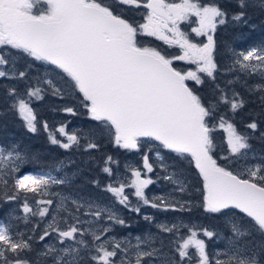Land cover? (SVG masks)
<instances>
[{
  "label": "snow or ice",
  "instance_id": "1",
  "mask_svg": "<svg viewBox=\"0 0 264 264\" xmlns=\"http://www.w3.org/2000/svg\"><path fill=\"white\" fill-rule=\"evenodd\" d=\"M254 2L235 0L238 10L230 14L219 0H0V79L24 83V93L11 86L7 96L27 130L38 131L37 116L29 106L33 100H42L49 91L61 99L71 94L93 126L69 133L62 125L55 130L62 140L45 121L43 129L49 132L51 144L88 153L98 149L107 134L118 148L146 149L143 178L138 167L129 165L127 182L110 179L101 187L99 179L91 181L114 198L103 201L52 190L54 185L71 187L77 175L55 174L67 167L63 160L46 172L21 173L25 154L17 145H0V201L22 200L23 217L11 213L9 217L32 224L29 235L18 229L13 233L11 224L0 221V264H191L193 259L195 264H264V159L248 163L256 161L252 137L239 131L233 121L245 106L235 91L240 74H255L264 81V43L238 51L229 48L232 59L225 74L234 78L223 87L216 83L220 68L215 34L230 22L246 23V9ZM148 38L179 53L168 56L144 43ZM176 61L184 62V67H177ZM37 68H44V73L33 77ZM206 78L215 85L214 98L208 103L188 83L200 86ZM244 86L260 93L264 102V82L248 86L245 81ZM221 106L226 110L221 111ZM61 111L77 114L73 107ZM245 127L252 133L259 129L255 120ZM217 129L226 133V155H217L213 137ZM260 135L264 139V132ZM168 154H176L175 161L187 160L198 170L202 179L199 206L207 214L223 217L229 231L201 229L183 219L157 223L144 214L158 234L119 239L111 235L116 226L130 227L117 204L137 215L145 206L164 212L192 211V201L182 198L188 192L187 180ZM241 160L243 170L234 171ZM112 164L118 161L108 156L100 169L110 178ZM157 167L161 173L157 180L174 187L167 194L149 197L145 190L156 180L148 174ZM126 188L134 190L136 204ZM33 218L38 220L33 223ZM182 228L187 236L180 235ZM201 232L224 246L206 251ZM163 233L175 239L165 244ZM46 238L53 242H45ZM157 240L159 247L154 246ZM39 242H45L41 248L35 246Z\"/></svg>",
  "mask_w": 264,
  "mask_h": 264
},
{
  "label": "trees",
  "instance_id": "2",
  "mask_svg": "<svg viewBox=\"0 0 264 264\" xmlns=\"http://www.w3.org/2000/svg\"><path fill=\"white\" fill-rule=\"evenodd\" d=\"M219 3L223 8L229 11L230 14L238 10L235 0H219ZM246 13V23L230 22L226 26H220L215 34V39L217 41L216 60L220 68V72L217 73L216 83H219L222 87L226 80L234 78L233 74H225V70L232 59L228 49L233 48L238 51L256 44L264 43V0H255L254 5L246 9ZM185 30H187V28ZM196 41L199 40L196 39ZM162 51L164 52V50ZM176 54L177 53L172 51L171 54L167 55L172 56ZM174 63L177 67H184V62L182 61H176ZM23 67V63L18 65V68L21 70ZM36 73L43 74L44 68H37L35 72L32 73V76L34 77ZM245 81L248 86L264 81H261L255 74L249 76L240 74V83L235 85V91L241 94L245 101V106L238 111L233 121L239 131L252 137L250 141L252 153L255 154L256 161H259L264 159V139H261L260 135L264 132V102L260 99V93L248 91V87L244 86ZM188 83L204 98L205 103H208L214 98L213 89L215 85L207 78L205 79V83L200 86L196 85L195 82L190 81ZM11 86H17L21 93L25 92V85L23 82L0 79V145L5 147L17 145L18 150L25 154L26 160L25 163L21 165V173L25 171L39 172L41 170L46 172L51 167H54L58 161L63 160L67 164V167L63 172L55 174L63 175L64 172H67L71 175L73 172H76L77 175L74 177L71 187L54 185L52 188L53 191L71 193L73 196L95 197L103 201L114 200L111 193L101 191L96 188L91 181L93 179H99L101 187H103L110 179H117L116 173L120 171V175H122L120 179L127 182L125 176H128L129 173L123 171L125 164L134 160L138 165L141 161L140 157H142L143 151L146 149L133 152L132 150L129 151L118 148L111 142L107 134L104 136L103 140L99 141L100 147L88 153H85L83 149L78 152L76 149L64 150L58 145H53L49 141V132H45L43 129V123L45 121L49 124L51 133L62 140L64 137L60 136V134L55 131L62 125H66V131L69 133L77 129L87 131L93 126L94 122L89 120L87 112L80 105L79 100L71 94H67L61 99L59 96H53L50 91L42 100H33L29 106L34 109V114L37 116L38 131L36 133H31L27 130L25 122L19 116L18 112L11 109L12 98L7 96V88ZM24 98L27 99V96L25 95ZM65 107H73L77 114L73 116L61 111V109ZM225 110L226 106H221V111ZM229 115L231 116V113H229ZM253 120H255L259 126L258 131L255 133H252L250 129L245 127L246 124ZM213 137L217 146V155H226V133L222 129H217L213 133ZM82 143H84V141H82ZM175 155L176 154H168V160L177 164V169L183 172L187 180L189 185L188 192L185 193L182 198L192 201V211L180 213L170 210L167 213H157L154 215L156 221L162 220L163 222H172L180 218L191 225L199 226L201 229L204 227L209 228V226L222 229V226L225 225L224 218L214 214H207L203 211V208L199 206L202 202L200 191L202 190V179L199 177L194 165L190 164L187 160L182 162L175 161ZM108 156L118 161V164L110 165L114 173L111 178L100 170L104 166V160ZM69 161H72V163H69ZM233 170L236 171V165ZM153 173L161 174L158 167ZM156 183L158 185L167 184L171 186L163 179H158ZM125 191L131 193L132 189L127 188ZM130 193L129 198L133 201L134 199ZM2 194L3 193H0V195ZM22 203V200L20 203L14 201L4 203L0 201V221L4 222L6 225L11 224L13 233L18 229L30 235L32 234L30 231L32 227L31 223L25 225L22 220L17 221L9 217V213H11L12 217H23L24 214L20 208V204ZM52 207H55V201ZM116 208L119 209L120 214L126 219L130 227L123 228L116 226L111 235H115L119 239L128 237L129 234H133V237L136 235H143L146 232L158 234L159 230L155 227V224H150L145 221L142 213L137 215L135 212H129L126 208L118 204ZM13 209H15V212H12ZM37 220L38 218H33L32 222L35 223ZM42 230L43 224L41 223L40 231L42 232ZM39 234L40 232L36 233L37 236ZM161 235L164 237L165 244H167L169 239H175L174 235L167 233ZM180 235L187 236L186 228L180 230ZM45 242L52 243L53 241L46 238ZM45 242H39L35 246L41 248ZM154 246H160L159 240H157ZM165 251H168V249L166 248Z\"/></svg>",
  "mask_w": 264,
  "mask_h": 264
},
{
  "label": "rangeland",
  "instance_id": "3",
  "mask_svg": "<svg viewBox=\"0 0 264 264\" xmlns=\"http://www.w3.org/2000/svg\"><path fill=\"white\" fill-rule=\"evenodd\" d=\"M196 39H198V40H200V39H202V38H196ZM203 39H205V38H203ZM143 139H142V141H141V143L143 144ZM133 152H138V151H136V150H132ZM140 163L137 165V163H136V161H134V160H131V161H129L128 163H126L125 164V166H124V168H123V171L126 173V172H128L129 173V175L127 176H125L126 178H127V181L128 180H130L131 179V171L130 170H126V167L127 166H132V167H138L141 171H142V178H143V165H142V157H140ZM253 162H257V161H253V160H251V159H249L248 160V163H253ZM244 166H245V162L243 161V160H241L238 164H236V171H241V170H243V168H244ZM117 177L116 178H121V176L122 175H120L121 174V172L120 171H118L117 173ZM151 175V176H150ZM148 176H150L153 180H156V182L158 181L157 179H155V178H157V174H155V173H149L148 174ZM165 181V180H164ZM165 182H167V181H165ZM169 183V182H168ZM171 186H168L167 184H164V185H158L157 183H154V184H152V185H149V187L145 190V192H146V194L149 196V197H151L153 194H157V195H159V194H167L168 192H170L171 191V189L174 187V185H172L171 183H169ZM127 189V188H126ZM125 189V190H126ZM134 190L132 189V191H131V193L133 192ZM130 193V192H129ZM130 193V194H131ZM133 197V201H132V203L133 204H136L137 203V201H136V198L134 197V196H132ZM119 205V204H118ZM119 206H121V207H123L122 205H119ZM168 212V211H167ZM167 212H164V211H158L157 209H153V208H151V207H149V206H145V207H143L142 208V214L144 215V214H147V215H151V216H153L154 217V219H155V221H156V217L154 216L155 214H157V213H167ZM122 213V212H121ZM176 220H180V218H177ZM157 223H160V222H163L162 220H157L156 221ZM149 223V222H148ZM185 223H188V222H185ZM189 224V223H188ZM193 226H195V225H193ZM223 228L221 229V228H213V227H210L209 226V228H210V230H217V229H219V230H223L225 233H227L228 231H229V228H228V226L225 224V225H223L222 226ZM146 233H148V232H146ZM183 234V233H182ZM186 234L188 235V231H187V229H186ZM132 236H133V234H132ZM199 238H203V239H205V241L207 242V243H209V244H212V247H210V249H211V251L210 252H212V251H214V249L216 248V247H220V245H222V246H224L223 245V242H220L219 244H217L216 242H215V240L213 239V240H208V238H206V237H203L202 236V232L199 234ZM134 242V241H133ZM189 252L190 253H192V254H194L195 253V249H189ZM191 264H195V259H193L192 260V262H191Z\"/></svg>",
  "mask_w": 264,
  "mask_h": 264
},
{
  "label": "flooded vegetation",
  "instance_id": "4",
  "mask_svg": "<svg viewBox=\"0 0 264 264\" xmlns=\"http://www.w3.org/2000/svg\"><path fill=\"white\" fill-rule=\"evenodd\" d=\"M129 15H131V13H129ZM138 15L139 14H137V18H138ZM182 27L186 29V26L182 25ZM144 43H148V44H151L152 46L158 47L161 50H164L166 54H171L172 51H174L177 54L179 53V50L177 48H170L167 45L163 44L162 41H156L154 38H148V40L144 41ZM210 247H212V244H209L206 242V251L210 252L211 251ZM220 247L222 248L223 246L220 245Z\"/></svg>",
  "mask_w": 264,
  "mask_h": 264
},
{
  "label": "water",
  "instance_id": "5",
  "mask_svg": "<svg viewBox=\"0 0 264 264\" xmlns=\"http://www.w3.org/2000/svg\"><path fill=\"white\" fill-rule=\"evenodd\" d=\"M197 171V173H198V170H196Z\"/></svg>",
  "mask_w": 264,
  "mask_h": 264
}]
</instances>
